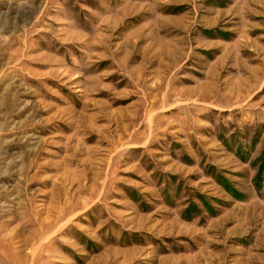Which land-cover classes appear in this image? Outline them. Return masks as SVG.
Wrapping results in <instances>:
<instances>
[{
	"label": "rangeland",
	"instance_id": "374dc122",
	"mask_svg": "<svg viewBox=\"0 0 264 264\" xmlns=\"http://www.w3.org/2000/svg\"><path fill=\"white\" fill-rule=\"evenodd\" d=\"M0 264H264V0H0Z\"/></svg>",
	"mask_w": 264,
	"mask_h": 264
}]
</instances>
